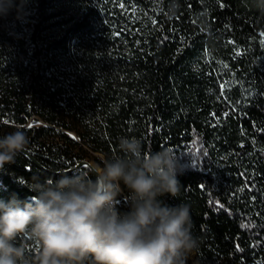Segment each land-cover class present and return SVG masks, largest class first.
<instances>
[{
    "label": "trees",
    "instance_id": "1",
    "mask_svg": "<svg viewBox=\"0 0 264 264\" xmlns=\"http://www.w3.org/2000/svg\"><path fill=\"white\" fill-rule=\"evenodd\" d=\"M16 127L41 169L18 155L0 199L137 137L176 155L165 200L190 208L196 264H264L260 0H27L0 17V135Z\"/></svg>",
    "mask_w": 264,
    "mask_h": 264
},
{
    "label": "clouds",
    "instance_id": "2",
    "mask_svg": "<svg viewBox=\"0 0 264 264\" xmlns=\"http://www.w3.org/2000/svg\"><path fill=\"white\" fill-rule=\"evenodd\" d=\"M26 3L0 0V17ZM29 144L19 127L0 135V169ZM117 149L88 172L25 181L30 199H0V264H188L199 248L190 208L165 200L181 190L175 153L129 136Z\"/></svg>",
    "mask_w": 264,
    "mask_h": 264
},
{
    "label": "water",
    "instance_id": "3",
    "mask_svg": "<svg viewBox=\"0 0 264 264\" xmlns=\"http://www.w3.org/2000/svg\"><path fill=\"white\" fill-rule=\"evenodd\" d=\"M22 154H24L26 157H28L32 162H34L36 164V162L33 160V158L26 152V151H23ZM36 166H38L40 168V166L38 164H36ZM86 166V167H85ZM93 165L89 162V161H81L80 163H78L73 169L65 172V173H68V172H72V171H75V170H79V169H87L90 171V168L92 167Z\"/></svg>",
    "mask_w": 264,
    "mask_h": 264
},
{
    "label": "rangeland",
    "instance_id": "4",
    "mask_svg": "<svg viewBox=\"0 0 264 264\" xmlns=\"http://www.w3.org/2000/svg\"><path fill=\"white\" fill-rule=\"evenodd\" d=\"M71 136H73L71 134ZM94 158H100L101 160H103V157L99 154H90L89 155V158L87 159V161H89L92 165H97L94 161ZM86 161V160H85ZM188 264H196V259H195V253L191 254L189 256V259H188Z\"/></svg>",
    "mask_w": 264,
    "mask_h": 264
},
{
    "label": "snow or ice",
    "instance_id": "5",
    "mask_svg": "<svg viewBox=\"0 0 264 264\" xmlns=\"http://www.w3.org/2000/svg\"><path fill=\"white\" fill-rule=\"evenodd\" d=\"M121 6H123V5H121ZM225 115H227V113H225ZM29 127H31V125H29ZM86 167V166H85Z\"/></svg>",
    "mask_w": 264,
    "mask_h": 264
},
{
    "label": "bare ground",
    "instance_id": "6",
    "mask_svg": "<svg viewBox=\"0 0 264 264\" xmlns=\"http://www.w3.org/2000/svg\"><path fill=\"white\" fill-rule=\"evenodd\" d=\"M37 164V163H36ZM38 167V166H37ZM39 168V167H38ZM40 169H41V167H40Z\"/></svg>",
    "mask_w": 264,
    "mask_h": 264
}]
</instances>
